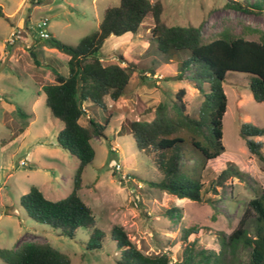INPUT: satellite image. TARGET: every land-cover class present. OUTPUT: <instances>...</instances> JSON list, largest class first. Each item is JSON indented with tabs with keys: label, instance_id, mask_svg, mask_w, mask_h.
Segmentation results:
<instances>
[{
	"label": "rangeland",
	"instance_id": "1",
	"mask_svg": "<svg viewBox=\"0 0 264 264\" xmlns=\"http://www.w3.org/2000/svg\"><path fill=\"white\" fill-rule=\"evenodd\" d=\"M23 1L22 12L15 16L25 21V27L21 21L18 27L23 29L21 42L26 41V34L39 45L44 39H40L34 25L41 19H47L49 35L65 44L77 45L98 29L107 7L119 5V0ZM149 1L162 3L161 19L165 24L199 26L204 42L217 38L223 29L249 41L264 42V4L261 11L246 14L226 8L227 0ZM18 2L0 0L3 15L11 14ZM151 27L152 20L147 18L137 34L111 36L98 53L104 64L118 63V56H123L136 65L137 72L118 101L104 99L107 111L113 116L105 138L91 140L95 158L82 175L78 195L91 208L96 227L104 233L101 248L91 251L85 248L88 233L84 229L77 230L73 240L58 236L52 228L29 219L19 205L20 197L32 187L49 201L65 198L74 188L78 163L58 145L57 136L63 124L51 116L42 92V86L53 83L47 73L67 75L68 57L56 50L49 53L36 47V66L29 49L17 44L8 57L12 46L5 44L4 59L8 62H0V249L12 251L24 242L48 243L68 255L71 264H115L118 250L110 240V230L118 226L147 256L168 253L171 262L179 264L183 249L191 243L196 251L203 249L212 254L211 264L248 263L250 250L231 236L242 222L252 236L254 223L247 213L248 203L264 191V161L249 153L239 129L242 124H251L262 130L263 135L254 141L262 144L264 157V106L255 102L248 90L249 75L227 73L222 84L227 98L222 120L225 151L207 162L201 180L206 185L228 163L235 165L243 177H231L225 187L218 189L216 204L179 200L151 187L150 182H160L162 175L150 158L136 149L127 128L119 133L122 124L152 120L158 104L171 111L175 94L181 89L185 90L188 114L195 115L202 101L200 93L183 75L178 79L180 66L189 53L158 51L156 41L149 34ZM248 28L259 33H250ZM10 29L9 21L0 17V41L9 37ZM86 106L80 123L86 126L91 116L103 124L107 113L93 105ZM16 107L22 115L15 111ZM173 208L178 213L172 217L164 215ZM188 229L196 234L187 236L186 243L184 236ZM222 235L227 247L219 254ZM0 264H3L1 260Z\"/></svg>",
	"mask_w": 264,
	"mask_h": 264
},
{
	"label": "trees",
	"instance_id": "2",
	"mask_svg": "<svg viewBox=\"0 0 264 264\" xmlns=\"http://www.w3.org/2000/svg\"><path fill=\"white\" fill-rule=\"evenodd\" d=\"M263 4L264 0H227L225 7L248 14L261 11ZM162 13L160 1L119 0L118 6L104 10L98 29L83 37L77 45L65 44L49 35L42 45L35 40L29 48L36 66V47L54 49L68 57L67 75L50 71L48 77L53 83L42 86V92L51 116L63 124L57 143L78 164L74 188L68 196L49 201L32 187L20 197L19 205L29 219L52 228L58 236L73 240L76 231L84 229L88 233L86 250L100 249L104 239V233L96 227L91 208L78 195L83 172L95 158L91 140L105 138V130L113 116L107 111L104 99L118 101L137 72L136 65L123 56H118V63L104 64L98 53L111 36L137 34L147 18L152 20L149 34L156 41L158 51L163 54L173 51L189 53V58L180 66L178 79L183 75L202 96L195 115L187 113L185 90L181 89L175 94L171 111L164 104H158L152 120L122 124L119 133L127 128L136 149L149 157L162 175L160 182H150V186L179 200L213 206L218 201V189L225 187L231 177H243L235 165L228 163L206 185L201 180L207 162L219 158L225 151L222 120L227 98L222 84L227 73L249 75L248 90L253 100L264 106V42L246 40L228 29L219 32L214 40L204 42L199 26H169L162 21ZM0 17L8 21L1 10ZM248 32L259 33L250 28ZM86 104L107 113L103 124L95 122L91 116H88L86 126L80 123L88 108ZM15 111L22 115L18 107ZM262 135V130L251 124H242L239 129V136L245 141L249 153L264 161L262 144L254 141L255 137ZM176 212L177 209H168L164 215L172 217ZM247 213L251 214L254 223L252 236L242 222L231 238L250 250L247 264H264V191L249 201ZM190 234H196V231L188 229L185 232L186 243ZM110 240L118 250L115 264H176L171 262L168 253L158 256L142 254L121 227L111 228ZM220 247L219 254H223L227 247L223 235ZM211 258L208 251H196L193 244L187 243L179 264H211ZM0 260L3 264H71L68 255L48 243L39 242H24L12 251L0 249Z\"/></svg>",
	"mask_w": 264,
	"mask_h": 264
},
{
	"label": "crops",
	"instance_id": "3",
	"mask_svg": "<svg viewBox=\"0 0 264 264\" xmlns=\"http://www.w3.org/2000/svg\"><path fill=\"white\" fill-rule=\"evenodd\" d=\"M23 3H24L23 0H19L16 9H15L11 14H8L7 16L4 15L5 17L8 18V21H9V23H10V26H11L10 32H11L14 28H18V27H19V22H20V21H21V25H23V27H25V21H24L22 18H20V16H19L17 19H15V16H16L17 14H20V13L22 12ZM19 12H20V13H19ZM25 32L28 34V31H27V30H25ZM9 34H10V33H9ZM25 36H26V41H23V42L20 41V43H24V44L27 46V47H24V48L29 49V48L34 44V41H35V40H34L31 36H29V35H26V34H25ZM51 36H52V35H51ZM53 37H54V36H53ZM7 39H8V37H7V38H4V39H2V40L0 41V62H2V63H4V64L8 62V61H6L7 58L4 59V50H5V44H6ZM27 44H29V45H27ZM12 49H13V47H12ZM42 50H43V52H49V53H55V52H56V51H54V49H48V48H46V47H43ZM11 51H12V50H11ZM10 55H12L11 52H10V54H9L8 57H11ZM67 61H68V60H67ZM48 74H49V73H47L46 76H48ZM44 99H45V96H44ZM24 131H25V130H24ZM24 131H23V132H24ZM23 132H22V133H23ZM20 134H21V133H20Z\"/></svg>",
	"mask_w": 264,
	"mask_h": 264
},
{
	"label": "built area",
	"instance_id": "4",
	"mask_svg": "<svg viewBox=\"0 0 264 264\" xmlns=\"http://www.w3.org/2000/svg\"><path fill=\"white\" fill-rule=\"evenodd\" d=\"M47 19H41L40 21H38L34 27H36L39 31V37L40 39H48L49 38V33L47 31ZM23 33V29H18V28H14L10 34L9 37L6 41L7 45L9 46H15L18 43H20L21 41V36ZM27 47V46H26ZM117 168H119V165H117Z\"/></svg>",
	"mask_w": 264,
	"mask_h": 264
},
{
	"label": "water",
	"instance_id": "5",
	"mask_svg": "<svg viewBox=\"0 0 264 264\" xmlns=\"http://www.w3.org/2000/svg\"><path fill=\"white\" fill-rule=\"evenodd\" d=\"M35 42V41H34ZM17 46H21V47H26V45L24 44V43H18V45ZM13 53V49H12V51H11V54ZM33 56V55H32Z\"/></svg>",
	"mask_w": 264,
	"mask_h": 264
}]
</instances>
